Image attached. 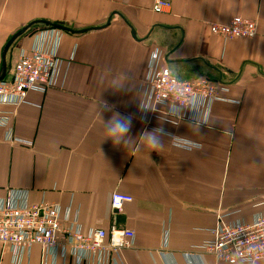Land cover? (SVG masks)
Returning a JSON list of instances; mask_svg holds the SVG:
<instances>
[{"label": "crops", "instance_id": "obj_1", "mask_svg": "<svg viewBox=\"0 0 264 264\" xmlns=\"http://www.w3.org/2000/svg\"><path fill=\"white\" fill-rule=\"evenodd\" d=\"M155 1L0 0V78L47 22L62 23L66 62L62 87L30 91L14 108L13 136L29 143L6 140L0 128V199L14 190L27 191L31 203L72 201L85 231L134 230L124 264H191L186 253L199 264H227L198 246L213 238L209 229L219 214L250 220L264 212V0H169L170 9L160 13ZM235 16L255 20L257 35L212 33L213 24ZM155 47L178 78L207 76L230 89V100L214 103L206 125L150 120L199 148L176 146L162 133L163 148L150 151L139 139L147 130L140 84ZM117 81L120 91L112 86ZM113 111L131 119L129 137L119 144L106 138ZM114 192L133 196L116 213ZM0 264H14L2 246ZM22 264L76 263L73 257L44 262L35 245Z\"/></svg>", "mask_w": 264, "mask_h": 264}, {"label": "built area", "instance_id": "obj_2", "mask_svg": "<svg viewBox=\"0 0 264 264\" xmlns=\"http://www.w3.org/2000/svg\"><path fill=\"white\" fill-rule=\"evenodd\" d=\"M171 7L169 0H156L155 12ZM213 34L229 39L253 38L258 33L255 20L235 16L227 23L213 24ZM63 27L46 26L35 31L30 48H21L13 71L0 78V128H6V140L28 144L13 136L11 119L14 108L27 101L30 91L46 93L62 87L65 60L60 56ZM142 100L141 120L147 130L155 127L151 119L176 125L180 119L208 124L213 105L219 100H230L229 87L207 76L180 79L164 65V51L155 47L148 61L147 74L140 84ZM166 108V112L160 110ZM172 144L185 149L201 144L175 136ZM133 196L114 192L111 197L113 213L121 211ZM232 213H221L217 224L210 228L213 238L198 247L213 254L219 263L256 264L264 261V212H256L250 220L229 219ZM135 232L113 225L110 230L91 228L87 231L79 223V210L71 201L67 206L45 200L31 203L27 191H14L0 199V246L8 248L14 264H22L31 249L39 245L43 261H64L73 257L76 264H124L122 251L134 245ZM166 244L164 246L166 247ZM191 264H199L196 257L186 253ZM193 261V262H192Z\"/></svg>", "mask_w": 264, "mask_h": 264}, {"label": "clouds", "instance_id": "obj_3", "mask_svg": "<svg viewBox=\"0 0 264 264\" xmlns=\"http://www.w3.org/2000/svg\"><path fill=\"white\" fill-rule=\"evenodd\" d=\"M115 91H120L122 88V82L117 81L112 85ZM108 110H111L110 106H106ZM106 138L112 139L114 144H119L125 138L129 137L131 128V119L123 116L119 112L113 111V115L110 119L105 121ZM162 128H155L151 131L145 130L140 135V141L150 150L159 151L163 148L161 141Z\"/></svg>", "mask_w": 264, "mask_h": 264}, {"label": "water", "instance_id": "obj_4", "mask_svg": "<svg viewBox=\"0 0 264 264\" xmlns=\"http://www.w3.org/2000/svg\"><path fill=\"white\" fill-rule=\"evenodd\" d=\"M47 23H48L49 26L63 27V26H62V23H61V24H58V23H51V22H47ZM22 33H23V31H21L18 35H20V34H22ZM14 39H15V38H13V40H14ZM13 40H11V41L9 42V44L7 45L6 50H5V54H6V51H7L8 47H9V45L12 43Z\"/></svg>", "mask_w": 264, "mask_h": 264}, {"label": "trees", "instance_id": "obj_5", "mask_svg": "<svg viewBox=\"0 0 264 264\" xmlns=\"http://www.w3.org/2000/svg\"><path fill=\"white\" fill-rule=\"evenodd\" d=\"M58 24H60V23H58ZM46 26H49V25H46ZM46 26H45V27H46ZM33 33H34V32H33Z\"/></svg>", "mask_w": 264, "mask_h": 264}]
</instances>
